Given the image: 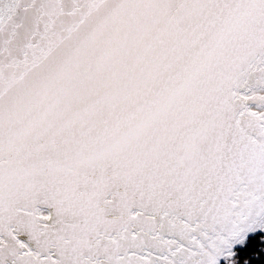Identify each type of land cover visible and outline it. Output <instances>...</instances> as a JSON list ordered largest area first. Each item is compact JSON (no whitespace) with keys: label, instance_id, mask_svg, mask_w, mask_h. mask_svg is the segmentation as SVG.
Here are the masks:
<instances>
[{"label":"snow or ice","instance_id":"obj_1","mask_svg":"<svg viewBox=\"0 0 264 264\" xmlns=\"http://www.w3.org/2000/svg\"><path fill=\"white\" fill-rule=\"evenodd\" d=\"M0 264H264V0H0Z\"/></svg>","mask_w":264,"mask_h":264}]
</instances>
